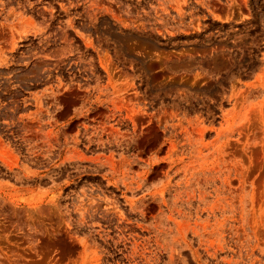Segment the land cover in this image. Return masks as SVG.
<instances>
[{"label": "rangeland", "instance_id": "374dc122", "mask_svg": "<svg viewBox=\"0 0 264 264\" xmlns=\"http://www.w3.org/2000/svg\"><path fill=\"white\" fill-rule=\"evenodd\" d=\"M0 264H264V0H0Z\"/></svg>", "mask_w": 264, "mask_h": 264}]
</instances>
